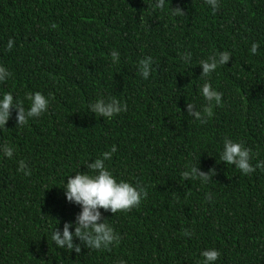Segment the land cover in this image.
<instances>
[{"label":"trees","instance_id":"trees-1","mask_svg":"<svg viewBox=\"0 0 264 264\" xmlns=\"http://www.w3.org/2000/svg\"><path fill=\"white\" fill-rule=\"evenodd\" d=\"M155 3L0 0V65L11 73L0 93L25 108L27 94H52L45 113L20 126L12 110L0 127V146L14 148L12 159L0 153V264H201L207 248L219 251L215 264H264V168L245 175L219 156L229 138L251 149L253 166L264 161V0H219L215 12L205 0ZM176 7L185 15H172ZM221 51L229 61L200 75L199 62ZM205 81L223 95L201 123L186 104L202 110ZM113 97L127 110L110 120L87 111ZM113 145L105 167L147 196L128 211L101 209L120 237L108 249L56 248L52 230L79 211L60 186L91 174L87 163ZM21 160L31 175L17 171ZM197 163L207 183L182 177Z\"/></svg>","mask_w":264,"mask_h":264},{"label":"clouds","instance_id":"clouds-1","mask_svg":"<svg viewBox=\"0 0 264 264\" xmlns=\"http://www.w3.org/2000/svg\"><path fill=\"white\" fill-rule=\"evenodd\" d=\"M205 3L215 12L219 7V0H205ZM165 0H156L155 7L163 9ZM172 15H185L179 8H172ZM13 47L12 39L7 42V48ZM260 45L256 42L251 44L249 49L252 55H256ZM111 59L113 64L119 62L120 54L117 50H112ZM231 54L228 51L217 52L207 59L201 60V74L208 77L220 66H224L229 61ZM185 63L190 64L191 53L182 55ZM153 60L151 56H146L139 60V72L142 79L147 80L152 72ZM11 73L8 69L0 65V82L9 78ZM200 95L206 101L202 110H196L193 103L186 104V113L205 123L207 118L213 116V106H219L222 103V93L212 87L205 81L200 86ZM26 99L29 106L24 107L23 102L14 99L11 92L0 93V127H5L7 121L15 110L16 125L23 126L28 120L40 116L48 110L52 94L45 96L41 92H32L27 94ZM127 105L116 98H100L87 105V111L94 113L106 119H112L115 115L126 111ZM117 148L113 145L110 151L103 152L99 158L87 163V168L91 174L78 171L74 175L67 176V181L60 186L63 188L64 197L67 202L77 205L79 211L74 219L65 221L62 229L55 227L51 232V241L58 249H67L80 253L81 245L87 249L104 250L119 241V234L115 229L102 218L101 209L115 214L118 211H128L133 207L139 206L141 200L147 196L144 186L139 183L133 185L127 181L114 177L112 172L105 167V161L111 158V154L116 152ZM0 153L8 159H12L14 148L8 145L0 146ZM220 161L225 164L234 165L243 174L247 175L257 168H264V161H258L255 166L250 163L251 149L245 147L242 142H236L229 138L223 141L222 151L219 153ZM17 171L23 172L25 176L31 175L28 164L21 160L18 163ZM212 174L200 170L197 164H191L182 172L185 180L199 179L202 183H207ZM71 229V230H70ZM186 236L191 233L185 230ZM74 238L78 243H74ZM201 264H215L220 253L215 248L204 249Z\"/></svg>","mask_w":264,"mask_h":264}]
</instances>
